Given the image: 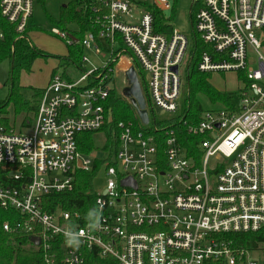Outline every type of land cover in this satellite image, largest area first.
<instances>
[{
	"label": "built area",
	"instance_id": "built-area-1",
	"mask_svg": "<svg viewBox=\"0 0 264 264\" xmlns=\"http://www.w3.org/2000/svg\"><path fill=\"white\" fill-rule=\"evenodd\" d=\"M132 1L96 0L99 30L79 43L82 75L76 81L52 77L33 122L20 131L6 128L0 115L2 230L37 238L44 264H83L85 251L117 264H264V0H192L191 37L212 50L200 55L197 71L243 72L248 82L238 105L184 122L187 133L199 138L198 160L173 130L163 131L152 118L142 130L119 122L118 145L103 157L101 149L83 154L78 136L108 124L111 74L124 58L141 74L149 109L169 115L179 109L180 66L191 37L173 28L168 35L155 32L152 14ZM147 1L171 10L169 0ZM32 11L33 0H0V17L19 37ZM50 32L72 43L57 28ZM100 42L114 50L101 52ZM248 47L257 68L249 65ZM88 54L103 65L84 71ZM100 170L105 184L93 190L102 219L90 231L84 217L62 209L55 196L72 192L76 173ZM67 228L84 231L79 250L65 245ZM227 234H253L262 244L248 249Z\"/></svg>",
	"mask_w": 264,
	"mask_h": 264
},
{
	"label": "trees",
	"instance_id": "trees-1",
	"mask_svg": "<svg viewBox=\"0 0 264 264\" xmlns=\"http://www.w3.org/2000/svg\"><path fill=\"white\" fill-rule=\"evenodd\" d=\"M67 3L59 10V21L57 23V29L63 32L72 34L77 43L69 45L68 55L64 58L58 59V67L67 68L70 65L75 67L80 66L81 57L84 54V50L80 46L81 39L87 33H97L99 30V24L96 22L98 18V3L96 0H66ZM137 3L140 1H132ZM142 5L148 10L154 20V30L157 33L170 34L172 27L167 25L162 13L156 9L154 4L148 1H142ZM196 10V6L191 4L190 7V19H193V14ZM67 25L76 26L75 32H69L66 30ZM29 30V24L26 27L23 37H19L15 32L13 26H10L4 19L0 17V33H2V39L0 40V61L8 60L10 65L9 71V95L5 102L0 103V115L2 124L6 128H10L8 123V111L7 107L12 105L14 108L15 116L22 118L20 129L27 126L31 122V117L35 115L37 110V102L41 96L42 90H35L33 94V101L28 102L23 100L20 90L21 87L18 83V75L20 72H29L33 62L39 57H48L44 52L36 49L28 43L27 33ZM96 35V34H95ZM101 52H110L114 50L112 46H108L105 43L100 42ZM120 42L117 45V49L120 50ZM189 63L187 65V87L188 94L185 101L179 104L178 112L174 116L167 117L164 114H156L152 109L149 113L153 119V125L165 129L173 130L180 138L181 145L186 151L192 155H196L198 160L197 144L199 138L189 135L187 133L186 125L196 123L202 114V108L199 101L195 99L196 94H203L210 103H222L230 105L229 94L220 93L213 89L206 81L207 76L202 75L197 71V64L202 53H212L210 47L204 45L199 38L193 36L189 43ZM117 50V51H118ZM243 74V72H240ZM241 75V74H240ZM138 81L141 89L144 85L141 79V74L138 75ZM244 80V74H243ZM145 95V94H144ZM229 107V108H230ZM104 109L108 119V124L102 128L111 144V148H116L118 145V129L117 124L119 122L130 123L134 129L142 130L144 127L141 125L140 120L136 114V110L131 105L130 101L121 99L119 93L110 92L106 102L104 103ZM32 115V116H30ZM186 122V125L184 124ZM93 133H82L78 136V148L81 153L88 154L93 149L92 144ZM96 176V171L89 173L78 172L75 175L74 189L70 193H63L57 195L58 199L62 202V209L76 211L82 215L85 219V215L91 208L95 207V198L93 190V178ZM19 218L18 216H16ZM15 217V219H16ZM5 214H2L1 221L5 220ZM86 222H81L83 226ZM227 237H235L238 245L251 249L256 247L262 240L257 239L253 234H227ZM0 264H44L41 252L38 247H35L31 241L30 236L25 234H8L5 233L0 226ZM83 264H117L116 260L111 257H100L95 251L84 252Z\"/></svg>",
	"mask_w": 264,
	"mask_h": 264
},
{
	"label": "rangeland",
	"instance_id": "rangeland-1",
	"mask_svg": "<svg viewBox=\"0 0 264 264\" xmlns=\"http://www.w3.org/2000/svg\"><path fill=\"white\" fill-rule=\"evenodd\" d=\"M141 3L143 0H136ZM145 1V0H144ZM147 1V0H146ZM171 5V10L162 12V16L167 25H170L177 32H182L188 37H191V27H190V7L192 0H169ZM67 3L66 0H33V11L32 16L29 20V30L27 33V40L30 46L41 50L48 57H39L37 58L29 72H20L18 75V83L21 87L20 94L23 100L32 102L34 91L44 90L47 86L49 80L55 75H60L63 77H68L72 81H76L81 75V69L70 65L67 68L58 67V59L64 58L68 55V46L65 40L59 39L50 32L51 28H57V23L59 21V10ZM66 30L69 32H75L76 26L67 25ZM63 32V31H62ZM25 33V31H24ZM68 34V37L71 38L72 43H77L72 34ZM256 37H259V32H255ZM24 34L22 35V37ZM21 38V37H20ZM70 44V45H71ZM190 47H188L186 56L189 55ZM264 52V48L259 50ZM248 59L253 61L254 51L252 48L248 47ZM183 61V64L180 66V76H181V89L180 96L178 99V105L181 104L187 98V63L188 58ZM91 64H86L84 71H89L93 66L101 67L103 64L94 54H88ZM124 62L120 63L119 69H114V72L111 74L112 81V92L119 93L121 99L127 100L123 97V89L127 86V81L125 79V72L128 70L130 64L127 62L126 58L123 59ZM106 62V60H104ZM251 61V62H252ZM250 66L257 68V63L254 61L249 64ZM9 71L10 65L8 60L0 61V103L5 102L9 95ZM137 74V73H136ZM241 74V75H240ZM138 75V74H137ZM207 76V83L216 91L220 93L229 94V103L231 106L238 105L240 102L239 93L242 89H245L248 86V82L243 80V74L240 72H225V73H210L202 74ZM138 77V76H137ZM89 80H87L83 85H88ZM142 84V82H141ZM143 94L146 96L145 89H142ZM40 98V97H39ZM195 99L200 102L202 112L204 111H213L218 109L229 110L230 105H225L222 103H210L208 99L201 93L195 95ZM39 100V99H38ZM38 103V102H37ZM147 103V101H146ZM147 110H150L147 104ZM8 111V123L10 126L20 129V124L22 118L15 116L14 108L12 105L7 107ZM156 114H161L158 109L154 108ZM150 112H148L150 120ZM167 117L174 116L175 114H164ZM32 116V115H30ZM34 116L31 117V121H34ZM92 144L95 154L98 150H103L101 153L98 152V155L103 157L104 152L111 148V144L107 138V135L104 131L92 134ZM112 162H115V158H111ZM106 177L104 171L96 173V176L93 178V186L95 191L100 192L105 184Z\"/></svg>",
	"mask_w": 264,
	"mask_h": 264
},
{
	"label": "water",
	"instance_id": "water-1",
	"mask_svg": "<svg viewBox=\"0 0 264 264\" xmlns=\"http://www.w3.org/2000/svg\"><path fill=\"white\" fill-rule=\"evenodd\" d=\"M176 68H173V71H175ZM125 79L127 81V86L123 89L122 95L126 99H128L133 106V108L136 110V114L140 120V123L143 125H148L149 123V116L148 112H152V110H147V103L146 98L142 92V89L140 87L137 74L135 72V69L133 67H130L125 72ZM127 181H122L123 185H126ZM135 187V185H133ZM30 241L33 245H38L39 241L37 238H30Z\"/></svg>",
	"mask_w": 264,
	"mask_h": 264
},
{
	"label": "clouds",
	"instance_id": "clouds-1",
	"mask_svg": "<svg viewBox=\"0 0 264 264\" xmlns=\"http://www.w3.org/2000/svg\"><path fill=\"white\" fill-rule=\"evenodd\" d=\"M102 219V211L97 208H91L85 215L87 221V228L92 231L99 228ZM64 243L67 247L74 251L79 250L82 245V237L85 235L83 230H76L75 228H67L64 233Z\"/></svg>",
	"mask_w": 264,
	"mask_h": 264
},
{
	"label": "bare ground",
	"instance_id": "bare-ground-1",
	"mask_svg": "<svg viewBox=\"0 0 264 264\" xmlns=\"http://www.w3.org/2000/svg\"><path fill=\"white\" fill-rule=\"evenodd\" d=\"M124 62V60H122V63ZM120 67V66H119Z\"/></svg>",
	"mask_w": 264,
	"mask_h": 264
}]
</instances>
